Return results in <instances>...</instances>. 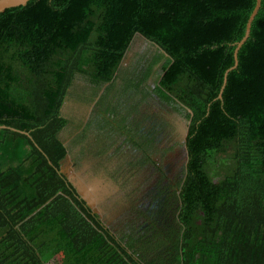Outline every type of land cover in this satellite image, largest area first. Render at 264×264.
<instances>
[{
  "label": "trees",
  "instance_id": "1",
  "mask_svg": "<svg viewBox=\"0 0 264 264\" xmlns=\"http://www.w3.org/2000/svg\"><path fill=\"white\" fill-rule=\"evenodd\" d=\"M256 5L31 0L0 15V264H264V0L227 74ZM138 38L161 51L146 67ZM185 125L183 170L154 171L119 218L62 172L93 134L96 159L125 138L152 173L155 134Z\"/></svg>",
  "mask_w": 264,
  "mask_h": 264
},
{
  "label": "rangeland",
  "instance_id": "2",
  "mask_svg": "<svg viewBox=\"0 0 264 264\" xmlns=\"http://www.w3.org/2000/svg\"><path fill=\"white\" fill-rule=\"evenodd\" d=\"M135 49L136 53L139 54V58L143 59V67H146L145 65H149V63H153L161 53L158 48L140 38L136 39L135 41ZM160 73L161 67L160 64H157L154 66L153 72L150 74V77L146 82L148 85V89L153 90L155 88V84ZM160 105L163 106L161 103ZM152 110L153 109L146 107L144 116L152 113ZM170 115L172 116L170 120L173 123H178L177 125L181 126V123L185 122L183 111L180 114L170 113ZM181 128L182 127L178 128V130ZM127 129L130 130L131 127L128 126ZM155 135L158 139L160 136V139L166 141L163 145L166 147L167 151H164L162 145L160 146V150L164 151L166 154L164 164L171 166L174 162L170 160L169 153L174 152L179 148L176 143L177 141H175L174 143H170V132L162 133L159 131L158 134ZM94 138L95 136L93 134H90L89 138H87V141L85 143V147H87V153L85 157L79 155L69 156L64 161L63 170L74 180V182L78 183L80 192L84 195V197L91 201L93 207L99 214H101V216H113L114 218H119L125 213L124 210L125 208H127V201H125V199H127V196L131 195L137 205L144 203V198H140L141 194L143 190L148 185H150L152 181H154L156 175L153 173H148V171L143 167L138 168L137 170H133L131 166L127 165V157L129 153H131L130 160H134L132 159L133 149L131 146H127V144L124 142L125 138H122L117 146L115 145L114 147H112L111 149L114 148L113 151L102 158V160L96 159L94 154H92V145L95 143L93 142ZM119 155L120 158L117 159ZM71 157L76 159V162L79 165L78 168H74L72 166L70 161ZM100 161L103 165V169L99 167ZM108 161L116 166L114 171H106V164L108 163ZM127 168L129 169L131 177L133 179L142 176L144 178L143 181H137L132 185L129 184V180L128 182L120 181L122 177L127 175ZM94 177L98 180V182L93 180ZM96 184H98L97 187ZM114 200H116L115 204L112 205L111 202Z\"/></svg>",
  "mask_w": 264,
  "mask_h": 264
},
{
  "label": "flooded vegetation",
  "instance_id": "3",
  "mask_svg": "<svg viewBox=\"0 0 264 264\" xmlns=\"http://www.w3.org/2000/svg\"><path fill=\"white\" fill-rule=\"evenodd\" d=\"M143 130H144V126H143ZM162 131L164 133V130H162ZM165 132H170L171 133L170 140H177L176 143L178 145L179 144H182V146H179V148L176 151L169 153L170 160L174 162L171 166H168V165H165L164 164V160L166 158V154H165L164 151H161V152L155 151V153H154V161L156 162V164H155V166H153L152 173H154V171L157 170L158 171V176H159V172H161V171L165 172L167 174V176L170 175V174L175 175L178 172H181L183 170L184 165H185V162L187 160V150H186V147L184 146L185 138H186L185 136L187 134V127H186V125H185L184 128H181L178 131H173L172 132L170 130H167ZM160 138L161 137L159 136V139L157 140V143H158L159 148H160V146L162 144H165L164 142H166L165 140H162ZM110 143L111 142L108 141V145H110ZM142 143H143V146H144L145 143H147V140L143 141ZM127 146H131L132 147V149H133V158L132 159L134 160V161H131L130 160L131 159V153H129V155L127 157V165L128 166H131V168H133V170H137L138 168L144 167L143 164H144L145 159H146V156L144 155V152H142L139 148L133 146L132 144H129ZM145 148H148V147H145ZM112 151H113V149L109 150L107 152V154L111 153ZM147 152H148V150H147ZM107 154H105L104 157ZM160 157H163L164 158L163 165L158 162ZM119 158H120V155H119V157L117 159H119ZM70 161H71V164H72V166L74 168H78L79 167V165H77L78 163L76 162V160L73 157L70 158ZM99 163H101V161ZM106 167H107V170H106L107 172L114 171V169L116 168V166L114 164L110 163V161H108V163L106 164ZM158 176H155V177H158ZM143 179L144 178L142 176L137 177L136 179H133L131 177V173H130L129 169L127 168V175H125L124 177H122L120 179V181H122V182H128V180H129L130 181L129 184L132 185V184L136 183L137 181L142 182ZM95 181H97V180H95ZM153 183H154V181H152L151 184L148 185L143 190V192L141 194V197H140L141 199H143L144 196H145V194H147V192L151 190V188L153 187ZM97 186H98V184H96V187ZM130 198H131L130 200H132V201L134 200V198L131 197V195H130ZM130 200L129 199H125V201H127V204H128V202ZM115 201L116 200L112 201L111 204L114 205L115 204ZM127 207H128V205H127ZM126 209L127 208H125V210ZM125 210H124V212H125Z\"/></svg>",
  "mask_w": 264,
  "mask_h": 264
},
{
  "label": "water",
  "instance_id": "4",
  "mask_svg": "<svg viewBox=\"0 0 264 264\" xmlns=\"http://www.w3.org/2000/svg\"><path fill=\"white\" fill-rule=\"evenodd\" d=\"M31 1V0H0V15L2 13H4L7 9L10 8H15V7H19V6H24L27 5V3ZM262 7V0H257V5L255 7V10L253 11L252 15L250 16V19L248 21L247 24V29H246V33L245 36L242 38L241 41H239L236 44V48L234 51V55H235V65L227 72V74L231 71L237 68L238 66V52L240 51V49L243 47V45L247 42V40L250 37V31H251V26H252V22L255 19L259 9ZM62 172H64V170L62 169ZM85 199L87 200L88 204L93 207V204L91 203V201H89L86 197ZM94 208V207H93ZM95 210V208H94ZM97 212V210H95ZM98 213V212H97Z\"/></svg>",
  "mask_w": 264,
  "mask_h": 264
}]
</instances>
